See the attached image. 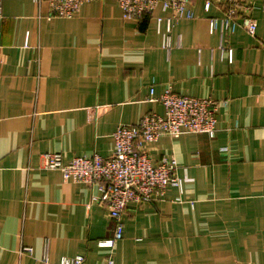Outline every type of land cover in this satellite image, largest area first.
I'll return each instance as SVG.
<instances>
[{
    "label": "crops",
    "instance_id": "1",
    "mask_svg": "<svg viewBox=\"0 0 264 264\" xmlns=\"http://www.w3.org/2000/svg\"><path fill=\"white\" fill-rule=\"evenodd\" d=\"M248 1L254 36L212 32L224 2L205 10L195 0L193 18L173 22L167 53L154 18L168 13L159 9L124 19L115 0H94L49 19L45 2L0 0V264L76 254L87 264L108 255L115 264H264V0ZM167 87L218 102L214 136L162 135L148 145L153 164L176 159L182 191L129 202L109 249L97 186L42 168L41 155H111L117 126L163 114L154 99ZM24 246L32 254L19 255Z\"/></svg>",
    "mask_w": 264,
    "mask_h": 264
},
{
    "label": "built area",
    "instance_id": "2",
    "mask_svg": "<svg viewBox=\"0 0 264 264\" xmlns=\"http://www.w3.org/2000/svg\"><path fill=\"white\" fill-rule=\"evenodd\" d=\"M37 5L45 2L47 18L73 17L81 6L94 0H34ZM195 0H115L124 19L151 17L156 9L167 16H156V32L167 53L173 48L171 30L175 20L192 19V4ZM223 1L221 15L209 18L212 32L227 35L238 28L254 36L257 20L252 15V3L248 0H203L208 10L213 2ZM163 25V28H162ZM180 46L179 42L176 44ZM264 48V42L262 43ZM218 49L230 61L232 48L220 41ZM152 93V91H151ZM163 107V114H144L134 125H119L113 132L114 150L103 157L97 153L80 155L64 162L59 152L41 155V167L58 169L64 179L82 185H96L100 197L94 200L106 206L111 222V236L100 241L102 246L112 248L122 238V214L129 202L145 203L162 199L169 187L182 191L183 183L176 175L177 162L174 157H163L153 164L146 148L162 135L178 137L182 133H206L214 136L217 122L218 102L209 97H194L174 92L171 87L157 98ZM225 104V102H224ZM177 201L180 200L178 197ZM47 245L44 246L41 261L48 262ZM32 248L21 247L18 254H32ZM57 264H87L85 256H61ZM98 264H115L111 255Z\"/></svg>",
    "mask_w": 264,
    "mask_h": 264
}]
</instances>
